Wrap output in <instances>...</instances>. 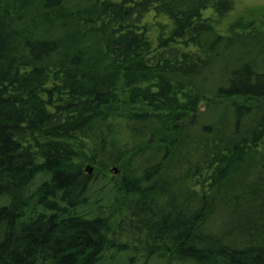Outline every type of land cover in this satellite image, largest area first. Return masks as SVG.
Returning a JSON list of instances; mask_svg holds the SVG:
<instances>
[{
    "label": "trees",
    "instance_id": "16d2710c",
    "mask_svg": "<svg viewBox=\"0 0 264 264\" xmlns=\"http://www.w3.org/2000/svg\"><path fill=\"white\" fill-rule=\"evenodd\" d=\"M232 8L0 0V264H264V23L203 16Z\"/></svg>",
    "mask_w": 264,
    "mask_h": 264
},
{
    "label": "rangeland",
    "instance_id": "374dc122",
    "mask_svg": "<svg viewBox=\"0 0 264 264\" xmlns=\"http://www.w3.org/2000/svg\"><path fill=\"white\" fill-rule=\"evenodd\" d=\"M203 16L217 22L214 25L220 34L226 32L228 26L240 18L260 27L264 23V0H233V8L223 17L218 18L210 9L204 11Z\"/></svg>",
    "mask_w": 264,
    "mask_h": 264
},
{
    "label": "water",
    "instance_id": "95a60500",
    "mask_svg": "<svg viewBox=\"0 0 264 264\" xmlns=\"http://www.w3.org/2000/svg\"><path fill=\"white\" fill-rule=\"evenodd\" d=\"M86 171H87L88 174H90L91 168L90 167H86Z\"/></svg>",
    "mask_w": 264,
    "mask_h": 264
}]
</instances>
